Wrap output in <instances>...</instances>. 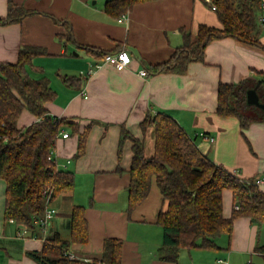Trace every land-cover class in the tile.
Here are the masks:
<instances>
[{"label": "crops", "instance_id": "obj_1", "mask_svg": "<svg viewBox=\"0 0 264 264\" xmlns=\"http://www.w3.org/2000/svg\"><path fill=\"white\" fill-rule=\"evenodd\" d=\"M105 1L0 0V18L6 17L9 2L33 11L19 21L0 23V61H15L22 45L42 48L44 52L35 55L26 69L32 77L50 78L47 72L56 77L55 84L49 80L56 94L46 104L48 113L76 122L78 130L89 124L79 156H75L77 133L69 127L64 129L68 136L56 140L52 156L58 167L72 172L74 187L53 201L56 213L45 231L34 226L26 237L16 236L18 223L4 217L5 182L0 179V264H38L27 252L39 251L54 232L69 238L74 204L84 207L88 233L85 242L69 245L68 253L78 259H99L103 240L115 237L122 240L120 264H264V223L247 216L233 218L230 232L217 236L215 247L183 248L175 261L160 259L162 228L156 217L166 202L152 179L146 197L127 212L129 140L117 157L121 126L141 136L139 122L144 115L160 111L172 116L216 164L241 179L264 175V120L242 128L236 117L215 110L219 82L236 83L247 76L264 80V25H259L258 44L215 38L204 47L203 59L191 61L184 73H151L149 65L166 61L182 44V31L194 34L199 23L220 26L211 2L145 0L134 3L121 19L104 10ZM121 47L131 55L127 68L102 64L88 73L100 51ZM142 68L146 76L139 74ZM63 74L80 76V88L64 84ZM36 119L23 110L17 125ZM143 149L146 156L153 152L149 133ZM259 188L264 190V185ZM234 203L232 191L224 188L225 217L231 215Z\"/></svg>", "mask_w": 264, "mask_h": 264}, {"label": "trees", "instance_id": "obj_2", "mask_svg": "<svg viewBox=\"0 0 264 264\" xmlns=\"http://www.w3.org/2000/svg\"><path fill=\"white\" fill-rule=\"evenodd\" d=\"M140 1L145 0H106L103 7L110 15L118 17ZM210 1L220 26L199 23L194 34L182 31V44L166 61L149 65L151 73H184L191 61L203 59L204 47L215 38L229 36L259 43L257 18L261 0ZM7 8V15L0 18V23L19 21L33 13L11 2ZM43 52L38 46L22 45L15 61H0V179L5 182L4 217L29 228L36 227L43 216L46 199L51 202L74 187L72 172L58 167L52 156L61 130L69 127L77 133L75 156L84 152L89 130V124L78 130L76 122L48 113L46 104L56 92L46 76L31 77L26 69L31 59ZM104 53L100 51L98 55L101 57ZM62 80L68 86L79 88L82 83L78 75L63 74ZM248 88H254L259 100L264 102L259 93V90L264 91V80L243 78L236 83L219 82L217 86L216 112L236 117L242 128L251 121L264 120L262 109L259 113H249ZM23 110L37 119L18 126ZM139 127L141 136L121 126L117 157L120 159L123 144L129 140L132 156L126 187L127 212L146 197L152 179L166 202L165 209L158 211L156 217V223L162 228V241L157 248L160 259L175 261L183 248L215 247L216 237L229 233L232 220L237 216L264 223V190L253 179H241L213 162L172 116L160 111L146 113ZM148 133L153 138V152L146 156L143 147ZM116 169L121 171L119 165ZM224 188L232 191L234 204H238L229 217L222 213ZM69 231L67 239L54 232L44 239L39 251H28L27 255L38 264H120L122 240L115 237L103 240L99 259L68 257L70 243L85 242L88 238L84 207L80 204L71 207ZM256 249L262 250V247Z\"/></svg>", "mask_w": 264, "mask_h": 264}, {"label": "built area", "instance_id": "obj_3", "mask_svg": "<svg viewBox=\"0 0 264 264\" xmlns=\"http://www.w3.org/2000/svg\"><path fill=\"white\" fill-rule=\"evenodd\" d=\"M206 1L211 2L210 0H206ZM260 8L261 9H260V13L258 15L257 21H258V24L264 25V0H261ZM123 17H124V14L121 15V19ZM130 61H131V55H130L129 50L126 47H121L118 50L104 53L103 56H101L99 60L95 62L93 66L88 70V73L91 74L95 69L99 68L102 64H110L117 70H123L129 66ZM139 74L141 76H146L147 70L142 68L139 70ZM199 134L201 136L206 137L204 133H199ZM60 135L62 137H67L68 133L65 132L64 130H61ZM209 140L213 141V138L209 137ZM253 182L257 184L258 186L264 185V175L256 176L253 179ZM45 205L46 207H45L43 216L36 222V226L38 227V229L42 231H45L47 229L50 219L56 213V209L50 205L49 200L47 199L45 200ZM234 208H238V204H234ZM9 221L14 222L11 218L9 219ZM29 230L30 228L27 225L18 223V229L16 231V236L26 237ZM68 257L75 258L69 253H68ZM219 261H222V260L219 259Z\"/></svg>", "mask_w": 264, "mask_h": 264}, {"label": "rangeland", "instance_id": "obj_4", "mask_svg": "<svg viewBox=\"0 0 264 264\" xmlns=\"http://www.w3.org/2000/svg\"><path fill=\"white\" fill-rule=\"evenodd\" d=\"M48 71H50V70H48ZM29 72V71H28ZM48 73V75L50 76V78L47 76V78H48V80H50L51 81V83H53V84H55L56 83V77L54 76V74H52L51 72H47ZM32 77V76H31ZM244 78H250L251 80L253 79V80H257L256 78H253V77H251V76H247V77H244ZM243 79V78H242ZM240 81V80H239ZM248 89H250V88H248ZM247 91V90H246ZM259 93H260V95L262 96V97H264V91H262V90H259ZM249 108V113H251V114H253V113H259V111L261 110V108H259L258 106H256V105H251V107H248ZM149 135L151 136V134L149 133ZM57 197V196H56ZM55 197V198H56ZM55 198H53L52 200H51V202H50V205H53L52 203H53V201L55 200Z\"/></svg>", "mask_w": 264, "mask_h": 264}, {"label": "water", "instance_id": "obj_5", "mask_svg": "<svg viewBox=\"0 0 264 264\" xmlns=\"http://www.w3.org/2000/svg\"><path fill=\"white\" fill-rule=\"evenodd\" d=\"M246 102L250 105H256L262 110H264V102H261L259 100V96L254 88L247 89Z\"/></svg>", "mask_w": 264, "mask_h": 264}]
</instances>
